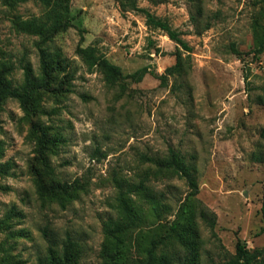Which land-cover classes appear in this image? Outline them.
I'll return each mask as SVG.
<instances>
[{
	"label": "rangeland",
	"instance_id": "374dc122",
	"mask_svg": "<svg viewBox=\"0 0 264 264\" xmlns=\"http://www.w3.org/2000/svg\"><path fill=\"white\" fill-rule=\"evenodd\" d=\"M136 5L167 22L191 51L148 27L124 0H70L72 26L44 46L61 65H51L35 111L15 99L3 104L0 163L10 169L0 177V264H64L67 239L75 243L71 264H110L105 232L125 222L121 193L143 209L141 229L157 239L172 234L174 223L183 233L192 217L190 247H167L173 264H223L238 242L264 247V106L255 99L264 86V51L252 53V24L262 19L264 0ZM41 14L33 0H0V61L12 66L14 87L26 65L40 77V40L17 31L13 19ZM88 46L125 78L89 70L77 53ZM176 65L179 73L167 72ZM140 70V80L130 78ZM170 149L189 166L193 185L180 175L153 176L147 159L164 160ZM140 183L159 201L157 215L129 191ZM59 189L67 192L64 205L48 194ZM138 232L127 234L128 259L147 243Z\"/></svg>",
	"mask_w": 264,
	"mask_h": 264
},
{
	"label": "trees",
	"instance_id": "16d2710c",
	"mask_svg": "<svg viewBox=\"0 0 264 264\" xmlns=\"http://www.w3.org/2000/svg\"><path fill=\"white\" fill-rule=\"evenodd\" d=\"M25 2L28 0H16ZM42 8V14L39 17H32L26 20L16 16L13 19V24L17 31L39 37V53H40V77H35L32 70L28 65L23 67V82L21 85L14 87L12 81L8 78L12 66L5 62L0 61V112L3 104L8 99H15L21 106V108L28 112L33 113L36 108L37 91L47 85L48 71L51 65L54 67H60V63L56 62L54 58L50 57L46 47L52 37L60 32H65L72 26V18L70 16V0H33ZM126 5L131 9L138 10L145 15L146 25L153 29H159L164 32L168 38L179 45L183 50L190 52L191 48L184 42L179 33L173 30L169 24L165 21L155 18L147 10L139 9L136 5V0H124ZM153 3H157L158 0H150ZM121 5H125L121 2ZM193 21L195 20L192 18ZM205 30L209 29L207 23L204 27ZM253 35V50L252 53L255 57L261 55L264 51V15L262 19H255L252 24ZM237 53V50H234ZM78 55L84 60L87 68L93 70L97 68L100 70L106 78L112 81H116L125 78L121 69L111 64L104 56L98 54L94 47L88 46L86 48H79L77 50ZM238 55L240 53H237ZM241 55V54H240ZM168 73L180 72L179 65L174 66L167 70ZM144 70L135 72L130 78L138 81L142 78ZM260 94L256 96V102L264 106V86L260 88ZM261 137L264 139V127L261 129ZM41 143L46 145L45 134L41 133ZM3 157V149L0 143V159ZM149 168L153 169V176H167V175H180L190 181L193 185V179L189 166L185 163L183 157L176 151L170 149L166 159L148 158ZM9 165L7 163H0V177L6 176L9 173ZM40 190L44 187L41 184L38 185ZM134 190L130 192H136V195L140 199H145L149 204L152 215H157L159 212V201L155 198L150 189L146 186L139 184L134 187ZM60 192H54L50 190L48 194L51 197H58V200L64 205L65 195L67 192L59 189ZM129 193V192H128ZM120 210L124 214V223L117 227H110L106 229L107 242L110 246V250L107 253L110 264H119L121 261H128V264H173L172 260L168 257L167 247L173 246L175 242H179L180 245L186 248L190 247V239L193 237V220L189 217L183 225V233H177L179 224L174 223L172 225V234H169L167 238L157 239L153 233L143 232L141 226L147 222V217L138 206L132 205V200L127 198L125 194L121 193L119 198ZM261 215L264 220V179H263V193L261 199ZM139 228L138 234L142 236L144 240L147 239L145 247L141 251V256L137 258L128 259L125 251L126 247L131 244V240H127V234L130 230ZM175 236V241L169 240V238ZM167 241V242H165ZM53 245V244H52ZM48 248L50 255L54 254L53 246ZM75 243L71 239H67L63 244V250L61 254V260L64 264H71L73 261L72 250ZM141 248L142 246H139ZM53 259V257H52ZM51 259V260H52ZM6 264L9 262L6 260ZM125 264V263H124ZM189 264H193L190 260ZM223 264H264V247L254 250H249L244 244L238 242L235 247V254Z\"/></svg>",
	"mask_w": 264,
	"mask_h": 264
}]
</instances>
